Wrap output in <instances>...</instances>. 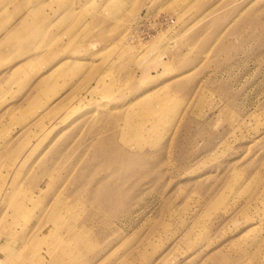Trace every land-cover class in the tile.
<instances>
[{
	"label": "rangeland",
	"instance_id": "obj_1",
	"mask_svg": "<svg viewBox=\"0 0 264 264\" xmlns=\"http://www.w3.org/2000/svg\"><path fill=\"white\" fill-rule=\"evenodd\" d=\"M59 2L63 34L0 0L36 53L0 102V264H264V0Z\"/></svg>",
	"mask_w": 264,
	"mask_h": 264
},
{
	"label": "crops",
	"instance_id": "obj_2",
	"mask_svg": "<svg viewBox=\"0 0 264 264\" xmlns=\"http://www.w3.org/2000/svg\"><path fill=\"white\" fill-rule=\"evenodd\" d=\"M53 1L56 2V8H54V7L51 8L49 6V5H51L50 2H53ZM59 3H60L59 0H48L47 7H50L51 10L50 11L46 10V11L53 13L55 15L52 18V20L54 21L53 23L55 24L54 26H52L53 30H55L59 34H63V33H65L64 32L65 25L63 24V26H61L58 23L65 20L66 17L63 15L64 11L61 9ZM18 23H12L9 20H8V22L4 21V23H2V24L0 23V66L4 65L5 63H8L7 64L8 66L10 64H12L7 70L3 71L4 74L0 77V80H3L5 78L4 82L0 83V102L3 100V98H5L6 93L9 90L8 86H6V82H9V81L15 82V80H16V79H14V76H12V73L16 69V67H18L24 61H26L29 57H34L36 54L34 52L28 51L26 53H31V55H26V53H23L19 56H16V53H15L14 48H13L14 45L12 46V44L8 42V34L10 33V31L14 27H16V25H18ZM20 57H22V58H20ZM12 58H19V60L10 61ZM63 59H65V58L63 57L62 60ZM48 67H50V66H48ZM9 94H10V92H9ZM0 132H1V129H0Z\"/></svg>",
	"mask_w": 264,
	"mask_h": 264
},
{
	"label": "bare ground",
	"instance_id": "obj_3",
	"mask_svg": "<svg viewBox=\"0 0 264 264\" xmlns=\"http://www.w3.org/2000/svg\"><path fill=\"white\" fill-rule=\"evenodd\" d=\"M148 30V29H147ZM142 31H144V30H142ZM150 31V30H149ZM146 34V33H145ZM140 41V40H139ZM137 42V41H136Z\"/></svg>",
	"mask_w": 264,
	"mask_h": 264
}]
</instances>
